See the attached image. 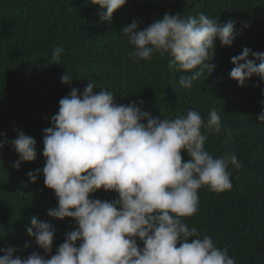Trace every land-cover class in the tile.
I'll return each mask as SVG.
<instances>
[{
  "label": "trees",
  "instance_id": "trees-1",
  "mask_svg": "<svg viewBox=\"0 0 264 264\" xmlns=\"http://www.w3.org/2000/svg\"><path fill=\"white\" fill-rule=\"evenodd\" d=\"M104 11L91 0H0V249L15 248L22 258L33 252L51 258L77 227L72 218L48 215L58 206L54 190L45 185L42 173L35 183L27 174L45 165L43 130L52 126L59 100L72 88L83 92L94 82V91H112L117 104L137 102L141 111L160 119L193 109L207 120L209 112L217 110L221 132L202 129L208 136L205 148L214 157L234 154L242 167L230 166V191L198 190V212L183 219L201 236L212 237L217 247H227L236 264H264V122L258 120L264 111V82L253 76L241 87L230 77L231 58L245 47L264 52V0H127L110 22L101 20ZM200 12L220 23L235 21V39L231 46L215 41L210 61L215 70L190 89L178 82L180 75L190 73L170 70L166 55L154 53L139 64L130 59L133 46L122 29L133 20L143 30L165 14ZM58 46L64 52L60 64H52ZM67 71L73 80L64 84L61 77ZM18 130L35 139L37 157L21 162L17 170L13 164L18 155L10 142ZM181 155L182 162L189 159L186 151ZM90 196L118 199L114 191L102 188ZM33 216L55 229L50 254L27 233Z\"/></svg>",
  "mask_w": 264,
  "mask_h": 264
},
{
  "label": "clouds",
  "instance_id": "clouds-1",
  "mask_svg": "<svg viewBox=\"0 0 264 264\" xmlns=\"http://www.w3.org/2000/svg\"><path fill=\"white\" fill-rule=\"evenodd\" d=\"M126 2L91 0L106 9L101 20L109 22ZM122 32L133 46L129 57L134 63L150 61L154 53L166 55L170 70L190 73L180 75L178 81L190 89L194 81L215 70L216 65L210 63L215 41L221 46L233 44L235 21L220 23L204 12L197 16L165 14L143 30L133 20ZM63 52L59 46L53 50L52 64H60ZM231 63L230 77L239 86H247L253 76L264 82V52L245 47ZM72 80L68 71L61 77L64 84ZM95 87L90 82L83 92L72 88L59 100L52 126L43 130L45 165L27 174L35 183L42 173L45 185L54 190L58 206L48 215L72 218L77 227L51 258L37 252L22 258L9 247L0 249L4 253L0 264H236L227 247H217L212 237L201 236L183 219L198 212V190L230 191L229 168L242 167L234 154L214 157L205 148L208 136L202 129L221 132L217 110L213 108L207 120L193 109L160 119L141 111L137 102L117 104L112 91L97 92ZM261 106L264 108V101ZM258 120L264 122V111ZM10 143L18 155L13 164L17 170L21 162L36 159V141L23 131L18 130ZM182 151L189 157L186 162H182ZM101 188L114 191L118 199L91 198ZM30 224L28 235L50 254L54 227L36 216Z\"/></svg>",
  "mask_w": 264,
  "mask_h": 264
}]
</instances>
